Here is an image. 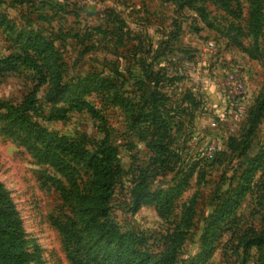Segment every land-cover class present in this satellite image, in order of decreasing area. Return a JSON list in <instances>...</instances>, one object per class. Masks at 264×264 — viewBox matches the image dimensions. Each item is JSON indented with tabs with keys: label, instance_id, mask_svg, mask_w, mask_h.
Masks as SVG:
<instances>
[{
	"label": "rangeland",
	"instance_id": "1",
	"mask_svg": "<svg viewBox=\"0 0 264 264\" xmlns=\"http://www.w3.org/2000/svg\"><path fill=\"white\" fill-rule=\"evenodd\" d=\"M7 59L0 188L21 222L29 264H73L54 219L72 217L86 180L76 158L64 157L72 169L62 170L38 127L88 151L108 136L120 171L109 219L122 232L168 235L178 260L195 257L207 235L214 252L205 264H264V239L246 257L241 244L264 237V110L247 156L240 145L248 113L264 102V0H0ZM40 79L34 104L23 106ZM73 98L97 116L69 109ZM257 154L250 190L232 208ZM159 190L169 191V215L148 204L132 212L135 199Z\"/></svg>",
	"mask_w": 264,
	"mask_h": 264
},
{
	"label": "trees",
	"instance_id": "2",
	"mask_svg": "<svg viewBox=\"0 0 264 264\" xmlns=\"http://www.w3.org/2000/svg\"><path fill=\"white\" fill-rule=\"evenodd\" d=\"M11 60L0 61V64L5 65ZM17 60L25 67L31 68L38 75H41L37 63L26 58ZM146 79L149 78L146 76ZM43 83L44 80L40 79L33 92L27 95L23 106H32L34 104L35 93ZM151 102L152 112L149 116L151 118L158 117V107L155 104L157 99ZM69 109L85 110L92 117L97 116V112L92 105L80 99H69ZM263 110L264 102H261L254 110L248 113L247 127L245 126L246 133L240 138V145L244 144V156H247V152L250 149L251 138L262 117ZM145 117L148 118V115ZM29 126L31 125L29 124ZM35 134L47 148L54 147L55 151L58 152L55 160L62 163V170L64 168L65 171L72 169L63 159L71 156L72 160L73 158L78 159V162L82 163L86 171V180L81 183L84 195L79 197L78 205L75 207L72 217L64 216V220L54 219V225L65 247L70 250L73 264H205L212 257L214 247L212 243H207V235H204V244L195 257L178 260V245L176 247H172L171 244L166 245L168 235L165 239L160 237L156 240V237L153 238L152 235L146 236L139 232H122L113 224L109 219L108 205L111 200L112 189L120 171L116 163L115 147L109 142L107 135L93 150L88 151L78 148L75 144L66 143L62 138H50L39 127ZM260 154L255 157H249L248 161L252 168L250 167L244 174L246 175L245 183L237 189L238 192L234 197L235 202L230 205L232 208L250 190L251 175L260 165ZM76 187L78 188V185ZM77 188L74 189L76 194L79 190ZM170 202L169 191L159 190L153 194L144 195L142 201L135 199L132 212L138 210L141 205L148 204L154 205L160 215L167 216L171 213ZM221 217L224 218V213L220 212L219 218ZM214 225L215 223L213 222L209 223L208 229H212ZM262 234L264 235V232ZM263 239L264 237L257 240H242L243 257L248 255L250 248H259ZM153 247L159 252H152L154 250L150 249ZM0 264H29L21 222L13 204L1 188Z\"/></svg>",
	"mask_w": 264,
	"mask_h": 264
},
{
	"label": "built area",
	"instance_id": "3",
	"mask_svg": "<svg viewBox=\"0 0 264 264\" xmlns=\"http://www.w3.org/2000/svg\"><path fill=\"white\" fill-rule=\"evenodd\" d=\"M228 81L232 85L233 91L242 93L244 89V83L235 78V75H230ZM208 157H211V153L208 154Z\"/></svg>",
	"mask_w": 264,
	"mask_h": 264
}]
</instances>
